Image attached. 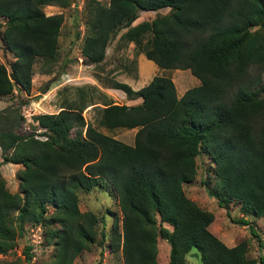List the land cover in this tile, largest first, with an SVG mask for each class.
<instances>
[{
	"label": "trees",
	"instance_id": "trees-1",
	"mask_svg": "<svg viewBox=\"0 0 264 264\" xmlns=\"http://www.w3.org/2000/svg\"><path fill=\"white\" fill-rule=\"evenodd\" d=\"M69 3L0 0V48L12 56L0 62V97L28 96L34 61L56 59L63 17L42 8ZM162 8L167 12L134 23L139 12ZM79 10L80 56L93 67L122 30L119 43H133L159 69H187L198 84L177 97L168 76L154 75L137 90L108 80L126 99L141 100L118 104L101 94L98 126L136 128L132 144L86 122L82 91L76 107L33 114L27 133L19 130L24 102L0 110V164L19 166L16 192L0 175V254L14 247L26 224L39 225L44 244L52 246L48 264H72L93 244L102 221L78 209L77 191L100 187L118 207L106 245L122 264H162L157 237L169 246L167 264H185L191 249L200 264H264V253L247 255L245 240L228 247L213 235L207 228L213 214L182 187L194 180L203 155L213 181L202 184L216 204L235 202L242 216L264 217V0H82ZM237 222L248 225L264 249L249 222ZM99 238L102 244V232ZM29 261L26 245L23 258L0 264Z\"/></svg>",
	"mask_w": 264,
	"mask_h": 264
},
{
	"label": "rangeland",
	"instance_id": "rangeland-1",
	"mask_svg": "<svg viewBox=\"0 0 264 264\" xmlns=\"http://www.w3.org/2000/svg\"><path fill=\"white\" fill-rule=\"evenodd\" d=\"M69 6L60 8L58 6H44V14L61 13L63 20L58 36V51L56 59L53 62L44 63L41 59H36L32 67V81L28 96L23 94L13 95L8 98L7 104L16 106V101L20 100L24 104L19 106V111L23 116L20 131L27 133L31 130L29 127L33 123L31 116L38 113H55L60 106H75L78 102V92L82 91L81 102L85 103V110L82 115L87 123L97 128L99 131L112 136L126 144H132L136 128L116 129L106 131L98 126V112L96 107L102 106L101 94L106 96L109 101L133 105L139 98L129 101L125 98L121 90L109 87L108 80L114 79L130 86L133 90L144 86L156 73L168 76L175 87L177 94H180L189 87L198 84V80L190 74L187 69L174 70H155L154 63L147 60L142 53H136V47L133 43H119V31L111 39L106 47L105 56L98 67L85 62L80 56V35L83 31L82 16L79 9L82 0H69ZM106 3L107 0H100ZM167 8L157 11H142L138 13L135 22L150 20L158 14H164ZM78 33V36H76ZM1 49V48H0ZM4 52V51H3ZM12 56L2 57L1 63H7ZM156 66V65H155ZM157 67V66H156ZM264 78V76H263ZM45 84L44 92H40V87ZM100 92V93H99ZM89 97L91 99H89ZM132 102V103H131ZM72 103L73 105H71ZM89 103V104H88ZM139 103V102H138ZM77 105V104H76ZM76 107V106H75ZM36 131L40 129L36 128ZM71 134H73L71 132ZM6 163L0 168V175L5 180V186L10 192H16L17 180L15 171H12L10 165ZM208 160L200 155L196 158V175L194 180L182 185L185 195L194 201L199 207L205 208L213 214V219L209 223V231L226 245H235L239 241L247 242V255L257 257L264 253V249L257 243L249 231L248 225L240 224L237 219L242 218L249 222L254 232L260 238L261 246L264 248V217H254L252 215L242 216L239 211L238 203H229L226 208L219 207L216 201L208 195L205 184H211L213 179L207 175L204 169L208 168ZM14 165V164H13ZM207 175V176H206ZM77 206L80 211H91L102 221L96 225L97 236L95 241L87 250H82L74 259L72 264H122L118 253L110 254L107 250V236L110 230L112 213L118 215V207L114 197L105 188L93 187L88 191H77ZM48 212L52 210L51 205L47 206ZM165 226H167L165 224ZM169 228V226H167ZM41 228V227H40ZM41 231L34 228L33 225L26 224L22 236L16 239L15 245L8 250L6 254H0V261H7L14 258H23L24 246H36L37 242H43ZM105 236L102 244H98L99 233ZM40 236V238L38 237ZM35 242V243H30ZM157 257L159 262L166 263L168 244L165 240L157 237ZM52 246L44 245L36 249L35 258L31 264H48ZM185 264H200L197 252L191 249L185 257ZM162 263V264H163ZM27 264V263H26Z\"/></svg>",
	"mask_w": 264,
	"mask_h": 264
},
{
	"label": "crops",
	"instance_id": "crops-1",
	"mask_svg": "<svg viewBox=\"0 0 264 264\" xmlns=\"http://www.w3.org/2000/svg\"><path fill=\"white\" fill-rule=\"evenodd\" d=\"M9 55H11L10 53H8V52H6V51H4L3 52V50H1L0 49V62H1V60H2V57H4V56H6V57H8ZM5 64V63H4ZM154 67H155V70H158V68L155 66V64H154ZM156 75H160V73H156ZM32 76H33V74L31 75V81H32ZM31 88V87H30ZM14 92V94L16 93L15 91H13ZM176 92V91H175ZM183 92H181L180 94H177V92H176V95H177V97H179L181 94H182ZM25 96H27V95H25ZM8 98H10L9 96H3V97H0V110H2L3 108H5V107H7V106H10V104H7V102H8ZM136 99V98H135ZM133 99H130L129 101H132ZM140 98L138 99V100H136V102H135V104L136 103H138V102H140ZM132 103V102H131ZM130 105V104H129ZM58 111V110H57ZM21 112V111H20ZM21 114V113H20ZM22 115V114H21ZM99 127H101L102 129H104V130H106V131H111V130H107V129H105V128H103L102 126H99ZM116 129H125V128H115V129H112V130H116ZM133 129V128H132ZM103 133V132H102ZM105 134V133H104ZM110 136V135H109ZM112 137V136H111ZM4 164H6V163H4ZM4 164H2V165H4ZM2 165H0V168H2ZM10 165H12V166H10L11 167V169H12V171H14V170H16L19 166L18 165H16V164H10ZM207 228H208V226H207ZM208 230H209V228H208ZM214 235V234H213ZM221 241V240H220ZM156 244H157V242H156ZM225 244V243H224ZM226 245V244H225ZM226 246H228V247H230V246H232V245H226ZM169 249V248H168ZM156 260L158 261V257H157V254H156ZM167 260H168V253H167ZM159 262V261H158ZM159 263H163V262H159ZM163 264H167V261H166V263H163Z\"/></svg>",
	"mask_w": 264,
	"mask_h": 264
},
{
	"label": "built area",
	"instance_id": "built-area-1",
	"mask_svg": "<svg viewBox=\"0 0 264 264\" xmlns=\"http://www.w3.org/2000/svg\"><path fill=\"white\" fill-rule=\"evenodd\" d=\"M74 6V8H76V9H80V8H77V6L74 4L73 5ZM34 226V228L36 229V231L37 230H41V228H40V226L39 225H33ZM39 238H40V236H38ZM41 238H42V231H41ZM43 240V239H42ZM30 243H35V242H30ZM45 244H44V242H42V244L41 243H39V242H37V244H36V246H32L31 248H29V252H30V263H31V261H33L34 260V258H35V253H36V249H38V248H40V247H42V246H44Z\"/></svg>",
	"mask_w": 264,
	"mask_h": 264
},
{
	"label": "water",
	"instance_id": "water-1",
	"mask_svg": "<svg viewBox=\"0 0 264 264\" xmlns=\"http://www.w3.org/2000/svg\"><path fill=\"white\" fill-rule=\"evenodd\" d=\"M45 87H46V86H45V84H44V86H43V87H40L39 91H40V92H44V90H45Z\"/></svg>",
	"mask_w": 264,
	"mask_h": 264
}]
</instances>
